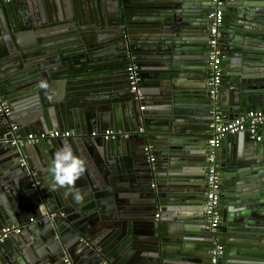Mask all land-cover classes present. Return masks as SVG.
<instances>
[{"label": "water", "instance_id": "water-1", "mask_svg": "<svg viewBox=\"0 0 264 264\" xmlns=\"http://www.w3.org/2000/svg\"><path fill=\"white\" fill-rule=\"evenodd\" d=\"M213 6L212 0L0 4V94L12 106L10 119L24 135L57 129L78 135L12 146L0 118V228L24 226L0 245V264H194L191 249L210 252L216 240L225 248L219 264H264V142L235 134V150L223 168L231 180L220 172L216 232L201 225L196 205L179 193L190 173L184 156L206 157L207 167L209 144L204 152L188 148L204 134L197 133L196 118L180 112L171 78L190 62L185 55H208ZM263 7L259 0H223V76L250 85L221 99L222 107L217 103L231 119L243 109L264 107V87L240 66L264 60ZM131 61L139 68V93L127 79ZM94 129L129 136L92 137ZM205 138L200 142L206 144ZM65 143L83 161L73 189L80 203L64 189H49V162ZM30 169L37 172L36 187Z\"/></svg>", "mask_w": 264, "mask_h": 264}, {"label": "built area", "instance_id": "built-area-1", "mask_svg": "<svg viewBox=\"0 0 264 264\" xmlns=\"http://www.w3.org/2000/svg\"><path fill=\"white\" fill-rule=\"evenodd\" d=\"M12 0H0V4L10 3ZM213 8L208 17L210 19L208 55H207V87L210 97L213 99L219 94L222 87L223 69L221 67V50L219 47L220 29L225 21V12L223 10V0H213ZM127 79L130 83V90L139 93V84L141 77L136 62L131 61L126 68ZM12 106L4 101L0 94V118L3 120L6 132L5 137L10 140L12 146L19 144H32L44 139H67L78 136L72 129L51 130L47 133L22 135L19 132L18 125L10 118L12 116ZM262 129H264V110L249 109L241 112L237 117L227 118L219 109L218 105L212 111V118L209 122L210 137L208 140L209 151L206 167V191L204 197V215L205 222L212 232H216L220 225L219 197L221 193V174L218 164L217 150L222 140L240 132H246L256 141L263 140ZM92 137H101L104 139H116L118 137L127 138L129 134L114 129L91 132ZM147 150H149L147 148ZM149 160H154L149 156ZM21 165L25 161L21 160ZM28 177L32 187L38 185L37 172L30 169ZM33 221V218L30 219ZM23 224H8L0 228V245H2L10 236L19 234L23 230ZM225 251L224 246L217 240L214 247L209 252V264H219V261ZM67 261V260H66Z\"/></svg>", "mask_w": 264, "mask_h": 264}, {"label": "crops", "instance_id": "crops-1", "mask_svg": "<svg viewBox=\"0 0 264 264\" xmlns=\"http://www.w3.org/2000/svg\"><path fill=\"white\" fill-rule=\"evenodd\" d=\"M213 1V0H212ZM236 1V0H235ZM264 2V0H259ZM264 8V7H263ZM190 47H200L199 44H192ZM196 50V49H195ZM186 58L190 59V62L185 63L183 66L182 72L174 74V76L171 78V80H174V85L175 89L177 90V98H178V103H179V109L180 112L184 115H192L191 117L194 119L196 118L197 122L194 124L196 126H199V130H196L198 134H204L203 137L197 136L195 140L191 141L189 143L190 147L188 146L189 149H194V150H203L207 149V143L208 140L205 138L209 134V122L211 119L210 116V109L212 111V108H215L219 103H221L222 107V102L221 99L225 100L227 97L229 100H231L234 96L235 92L240 93L239 88L241 87V90L244 88H248L247 86H250L246 84L243 80H240L237 83L236 79L233 76H226L224 74L222 78V87L220 93V100L219 97L216 96L215 99L210 97L208 94V87H207V56L202 54L200 56V52L197 50L196 54L193 55H185ZM227 65L224 67L226 68ZM240 66L245 67V70L242 71L245 76H255V84L258 88L262 89L261 87H264V60L263 62L254 65V66H249V65H242L240 63ZM182 67V66H181ZM186 67V69H184ZM224 68V69H225ZM172 74V73H169ZM239 76H237L238 78ZM242 85H241V84ZM247 83H250L248 81ZM241 85V86H240ZM263 94H264V89H262V94L259 95V100H263ZM43 98L46 99L49 94H43ZM36 97V96H35ZM253 105V104H252ZM249 109H261L264 110V107H250L247 109L241 110L247 111ZM227 118H230V115H226ZM183 121H188V118L185 117ZM189 124V123H187ZM95 130V129H94ZM262 134H263V140L262 141H256L255 139L251 140L255 142H259L263 144L264 142V129H262ZM21 134H25L22 133ZM235 136V137H234ZM239 135H231L227 136L222 140L221 145L219 146L217 150V157H218V164L220 167V172L221 173H228V171L224 170L223 168H227L229 159L231 157V154L233 153V150H235V142L236 138ZM248 137V136H247ZM202 138L206 139V144L200 142ZM233 138V139H232ZM244 138V135H243ZM248 140V138H247ZM249 140L250 144H253V142ZM262 147L259 149L261 152L262 156V161L264 164V144L261 145ZM187 148V149H188ZM258 151V150H257ZM205 156V153H204ZM183 162L190 163L187 166L189 168H186L190 173L187 174L186 177L182 180L184 183L183 185L179 186L180 189L183 192V195L185 196L186 199H188V202H191L194 208L196 209V215L199 217V221L201 222L202 226H205V215H204V197H205V187H206V167H203V164L205 165L206 163V157L201 158L199 155L190 153L187 157L184 156ZM199 163L202 164L200 167H196L199 165ZM264 166V165H263ZM230 172L228 173L227 179L231 180V177L229 176ZM222 176V175H221ZM223 180L224 178H221V190H222V185H223ZM186 182V183H185ZM187 185V186H186ZM186 186V187H185ZM220 209V206H219ZM221 211V210H220ZM222 217V216H221ZM13 224H18V223H13ZM221 225V221H220ZM219 225V226H220ZM220 237V236H219ZM184 244L189 243L184 241ZM207 247H193L191 250H193L195 253L192 254V261H195L194 264H202L201 262L198 261H205V264H209V251L207 250ZM264 259V258H263ZM263 261V260H262ZM262 261L259 263L261 264ZM229 264V263H227Z\"/></svg>", "mask_w": 264, "mask_h": 264}, {"label": "clouds", "instance_id": "clouds-1", "mask_svg": "<svg viewBox=\"0 0 264 264\" xmlns=\"http://www.w3.org/2000/svg\"><path fill=\"white\" fill-rule=\"evenodd\" d=\"M84 171L82 159L73 153L69 144H63L54 152L53 158L49 162L48 172L52 177L49 189L51 191L64 189L66 196L70 194L74 203H80L81 195L73 189H75L76 181L81 178Z\"/></svg>", "mask_w": 264, "mask_h": 264}, {"label": "flooded vegetation", "instance_id": "flooded-vegetation-1", "mask_svg": "<svg viewBox=\"0 0 264 264\" xmlns=\"http://www.w3.org/2000/svg\"><path fill=\"white\" fill-rule=\"evenodd\" d=\"M127 74V73H126Z\"/></svg>", "mask_w": 264, "mask_h": 264}]
</instances>
